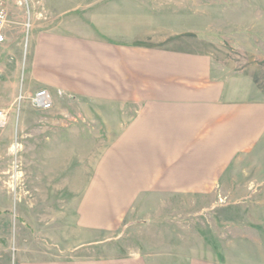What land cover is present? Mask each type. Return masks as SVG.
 I'll list each match as a JSON object with an SVG mask.
<instances>
[{
    "label": "rangeland",
    "instance_id": "374dc122",
    "mask_svg": "<svg viewBox=\"0 0 264 264\" xmlns=\"http://www.w3.org/2000/svg\"><path fill=\"white\" fill-rule=\"evenodd\" d=\"M8 1L19 19L6 30L21 49L20 63L11 54L0 68V95L14 67L19 85L0 97V264H264V122L210 194L154 179L150 132L124 130L134 92L145 108L218 83L264 112V0ZM32 32L107 47L101 61L74 53L85 79L102 83L99 97L35 108L41 86L20 85Z\"/></svg>",
    "mask_w": 264,
    "mask_h": 264
},
{
    "label": "crops",
    "instance_id": "0c3cea01",
    "mask_svg": "<svg viewBox=\"0 0 264 264\" xmlns=\"http://www.w3.org/2000/svg\"><path fill=\"white\" fill-rule=\"evenodd\" d=\"M6 8L8 21L10 17L19 19V15H12V5L8 0ZM6 26L5 40L0 44V68L11 54L20 63L21 47L13 46L14 39ZM103 50L108 48L99 42L85 43L84 40L79 41L66 34L39 36L32 32L28 39L27 77L24 82H20L21 88L41 86L40 88L47 89L56 100L58 95H89L97 98L102 83L85 79L90 74L85 71L83 64L80 67L75 65L77 55L74 57V53L80 54L78 58L83 63L86 51H96L97 58L101 61L100 52ZM15 70L16 67L7 72L13 92L19 86ZM99 74L100 71L97 72ZM219 86L216 83V92L166 95L164 98H156L158 100L155 103L145 108L139 106L140 93H133V104L136 102L137 108H134L133 118L128 120L130 124L124 130L134 133L150 132L148 155L150 158L159 156L161 159L150 161L153 163L154 179L197 181L194 189L190 190L210 194L211 190H216V180L225 178L224 173L234 157L252 147L254 139L260 134L264 112L252 100L238 99L230 92L221 90ZM12 91L7 94L12 96ZM6 95L3 92L0 97L5 98ZM161 132L163 135L158 137L157 133ZM162 136L163 144L160 142ZM190 141L191 146L187 144ZM156 172L162 176L156 177ZM180 187L186 190L187 184L183 183Z\"/></svg>",
    "mask_w": 264,
    "mask_h": 264
},
{
    "label": "built area",
    "instance_id": "2783aa9c",
    "mask_svg": "<svg viewBox=\"0 0 264 264\" xmlns=\"http://www.w3.org/2000/svg\"><path fill=\"white\" fill-rule=\"evenodd\" d=\"M8 22V13L6 8V0H0V44L5 40L4 29ZM23 95L20 94L17 100H21ZM30 101L37 109H49L52 105V97L50 92L45 88L37 89L31 96ZM8 123V110L0 108V128Z\"/></svg>",
    "mask_w": 264,
    "mask_h": 264
}]
</instances>
